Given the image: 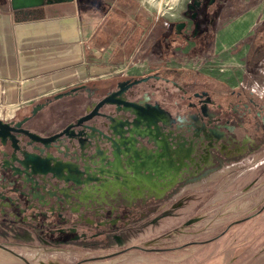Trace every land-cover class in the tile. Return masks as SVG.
I'll return each instance as SVG.
<instances>
[{"label":"flooded vegetation","instance_id":"af4514ba","mask_svg":"<svg viewBox=\"0 0 264 264\" xmlns=\"http://www.w3.org/2000/svg\"><path fill=\"white\" fill-rule=\"evenodd\" d=\"M194 1L196 4L190 9L189 6ZM232 2L188 0L178 12L179 20L169 21L164 25L162 35L160 38L157 36L154 48L158 49L159 45L163 48L168 46L182 49L190 45L189 51L205 49L224 19L229 16L228 9ZM263 32L264 25L262 29L256 28L251 41L261 38ZM193 75L194 73L186 70H164L163 74L157 71L143 76L152 78L141 87L148 93L160 90L165 95V100L160 101V104L171 114V117L166 116V120L172 124L167 132H162L164 139L167 141L172 131L175 135L173 142L183 151L181 156L184 157L189 146L181 145L182 138H194L193 136L199 135L203 143L202 154L192 147L194 152L189 159L178 158L179 163L178 160H157L153 157L157 161L155 163L158 166V175L163 178H152L149 183L135 178L131 173H127V178L123 180L122 177L118 178L119 170H112L114 177L99 184L95 188L96 193L91 190L88 196H80L79 202L71 199L75 194L70 188L57 189L47 182L33 180L26 187L17 188V191L28 195L29 202L22 200L17 209L0 208V229L30 231L43 245L103 249L114 247L118 249L117 252H125L130 247V240L135 232H141L147 226L157 225L160 221L174 216L177 209L185 206V199L177 198L186 188L218 172L227 161L245 155L250 157L260 146H264L263 100H259L251 91L227 92L226 86L220 82L208 80L211 88L185 84L183 78ZM140 78L119 77L107 82ZM94 88L95 86H92L89 89ZM80 96H87L84 89L79 90L77 96L39 101L21 111L13 112L9 118H0V121L14 124L25 121L27 128H33V124L44 119L56 122L63 118L67 109H70ZM46 102H50L48 107H43ZM66 123L64 125H67ZM56 132L54 129L50 135ZM153 135L154 133L151 134V139ZM205 138H219L220 141L210 145L204 142ZM128 167L131 170L136 168L133 164ZM97 173L100 171L90 174L89 178ZM136 173L139 174L138 171ZM23 178L25 182L31 181L28 176ZM3 185L9 186V181L0 184V187ZM58 191L63 192L67 198L59 208L52 207L49 211L43 207L46 201L44 196H57ZM134 192L139 195L131 198ZM164 200L170 203L169 206L160 208L159 214L144 221L146 213L154 211L156 205ZM132 225L138 227L133 229Z\"/></svg>","mask_w":264,"mask_h":264},{"label":"rangeland","instance_id":"374dc122","mask_svg":"<svg viewBox=\"0 0 264 264\" xmlns=\"http://www.w3.org/2000/svg\"><path fill=\"white\" fill-rule=\"evenodd\" d=\"M145 1L160 17L156 28L160 38L164 23L179 20L178 12L188 0L175 1L170 13L163 9L165 0ZM232 1L229 16L205 49L158 45L157 52L143 50L136 61L122 67L123 73L150 61L175 63L195 74L208 66L227 92L249 91L252 86L259 92L264 87V65L258 66L264 64V32L258 40L251 37L264 25V0ZM154 70L163 74L166 69L157 64ZM217 171L185 189L177 199L186 204L174 216L135 232L125 252L114 247L43 245L30 231L1 228L0 264H264V146L250 157L227 161ZM169 204L160 201L144 221Z\"/></svg>","mask_w":264,"mask_h":264},{"label":"water","instance_id":"95a60500","mask_svg":"<svg viewBox=\"0 0 264 264\" xmlns=\"http://www.w3.org/2000/svg\"><path fill=\"white\" fill-rule=\"evenodd\" d=\"M66 1L71 0H11V8L15 14L30 16L44 5ZM195 4L194 1L189 8ZM151 78L110 81L95 86L93 90L81 86L59 93L54 100L77 96L82 89L87 96H80L56 122L44 119L33 124V128H27L25 121L15 124L0 121V184L9 181V186L0 187V208L17 209L22 200L29 202L28 195L17 188L26 187L33 180L47 182L57 189L70 188L75 194L71 199L79 202L80 196H88L99 184L114 177L112 170H119L118 178L123 180L127 173H131L149 183L152 178H163L158 175L157 161L153 157L157 160H187L194 152L192 147L202 154L203 143L199 135L182 138L181 145L189 146L184 157L181 156L183 151L173 142L175 135L172 131L168 140L164 139L162 132H167L172 124L167 122L166 116L171 117V114L160 104L165 100L160 90L148 93L141 87ZM183 80L196 87H212L185 77ZM49 103L43 107H48ZM54 129L57 132L50 135ZM219 141V138L204 140L210 145ZM129 164H133L135 170L129 169ZM99 171L89 178L90 174ZM27 176L31 181H24L23 177ZM44 198L43 207L51 211L52 207L59 208L67 197L58 191L57 196Z\"/></svg>","mask_w":264,"mask_h":264},{"label":"crops","instance_id":"0c3cea01","mask_svg":"<svg viewBox=\"0 0 264 264\" xmlns=\"http://www.w3.org/2000/svg\"><path fill=\"white\" fill-rule=\"evenodd\" d=\"M159 18L143 0H71L44 5L30 16L15 14L11 0H0V118L74 87L146 76L157 72V64L183 70L150 61L122 71L143 50L157 52ZM211 70L206 66L194 79L221 82ZM249 91L264 102V87Z\"/></svg>","mask_w":264,"mask_h":264},{"label":"built area","instance_id":"2783aa9c","mask_svg":"<svg viewBox=\"0 0 264 264\" xmlns=\"http://www.w3.org/2000/svg\"><path fill=\"white\" fill-rule=\"evenodd\" d=\"M175 1H177V0H165V4H164V8L163 9L165 10L166 13H167V11H171L172 12V11L175 10V6H176Z\"/></svg>","mask_w":264,"mask_h":264},{"label":"bare ground","instance_id":"6f19581e","mask_svg":"<svg viewBox=\"0 0 264 264\" xmlns=\"http://www.w3.org/2000/svg\"><path fill=\"white\" fill-rule=\"evenodd\" d=\"M168 13H170L171 11H167Z\"/></svg>","mask_w":264,"mask_h":264}]
</instances>
